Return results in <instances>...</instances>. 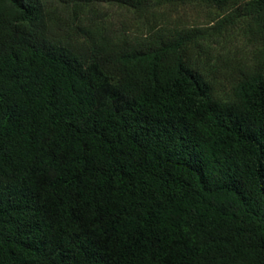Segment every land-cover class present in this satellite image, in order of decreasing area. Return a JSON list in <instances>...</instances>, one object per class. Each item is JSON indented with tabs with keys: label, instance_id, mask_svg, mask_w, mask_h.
<instances>
[{
	"label": "trees",
	"instance_id": "1",
	"mask_svg": "<svg viewBox=\"0 0 264 264\" xmlns=\"http://www.w3.org/2000/svg\"><path fill=\"white\" fill-rule=\"evenodd\" d=\"M104 3L264 45V0H0V264H264V64L220 80L209 29Z\"/></svg>",
	"mask_w": 264,
	"mask_h": 264
},
{
	"label": "rangeland",
	"instance_id": "2",
	"mask_svg": "<svg viewBox=\"0 0 264 264\" xmlns=\"http://www.w3.org/2000/svg\"><path fill=\"white\" fill-rule=\"evenodd\" d=\"M155 9L145 11L140 17L133 9H123L114 3L99 5L104 17L117 21L126 18L132 23L135 33H146L153 26L165 25L175 27L199 26L209 29L211 34L205 35L194 45L191 55H199L201 62L208 63L218 79L224 81L241 74L242 71L255 69L264 64V45L244 32L232 34H216L211 28L213 14L203 7L187 4L164 3L153 6ZM223 86V84H220Z\"/></svg>",
	"mask_w": 264,
	"mask_h": 264
}]
</instances>
